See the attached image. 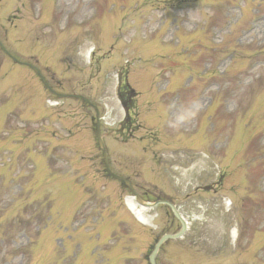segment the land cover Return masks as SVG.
I'll return each instance as SVG.
<instances>
[{
    "label": "rangeland",
    "instance_id": "1",
    "mask_svg": "<svg viewBox=\"0 0 264 264\" xmlns=\"http://www.w3.org/2000/svg\"><path fill=\"white\" fill-rule=\"evenodd\" d=\"M184 1L183 9H168ZM112 2L117 3L105 22L115 23L113 33L120 29L122 36L133 37L132 46H126L116 35V54L130 63L139 47L142 55L153 57L157 49L167 55L165 43L176 39L179 45L170 50L190 46L193 50L183 57L195 50L204 59L202 69L209 68L195 81L201 63L187 62L179 69L168 63L172 74L163 79L161 96L177 91V100L182 92L183 98L182 104H170L174 113L166 135L151 124L128 136L118 130L116 116L110 120H116L115 128L101 127L112 149L113 170H139L131 178L138 176L133 179L144 184L143 193L170 198L190 223L183 239L162 247L159 264H264V0H0V40L18 58L43 67L52 86L81 91L102 105L117 88L116 70L106 75L100 68L111 52L104 36H112L109 31L101 35L105 22H100ZM163 6L167 9L159 10ZM97 9L98 18H91ZM148 26H153L146 31L149 36L140 38L150 40L143 42L137 34ZM91 37L97 46L89 61L80 51L84 54ZM125 47L129 56L121 52ZM163 57L153 65H162ZM139 66L140 79L132 82L145 102H157L156 75ZM50 98L35 73L0 48V264H77L80 256L81 264H88L84 254L76 252L74 258L75 241L65 239L63 249L53 241L61 225L70 230L77 225V240L85 246L91 228L101 233V242L116 233L133 246L132 264H147L155 237L176 231L179 223L160 205L149 211L156 216L155 228L139 224L122 200L128 191L103 171L93 110L71 99L49 107ZM167 121L162 114L159 126L167 129ZM218 174H224L223 183L202 190ZM70 183L78 189H70ZM227 199L230 207L223 204ZM234 227L239 231L235 241ZM49 231L55 232L51 245ZM49 253L55 262H48Z\"/></svg>",
    "mask_w": 264,
    "mask_h": 264
},
{
    "label": "bare ground",
    "instance_id": "2",
    "mask_svg": "<svg viewBox=\"0 0 264 264\" xmlns=\"http://www.w3.org/2000/svg\"><path fill=\"white\" fill-rule=\"evenodd\" d=\"M127 205L129 206L130 210H131L135 215H137L138 218H139L141 221H143V222H145V223L148 222V218L144 215V211H143L144 208H141V207L136 206V204L132 201L131 198H129V199L127 200Z\"/></svg>",
    "mask_w": 264,
    "mask_h": 264
},
{
    "label": "water",
    "instance_id": "3",
    "mask_svg": "<svg viewBox=\"0 0 264 264\" xmlns=\"http://www.w3.org/2000/svg\"><path fill=\"white\" fill-rule=\"evenodd\" d=\"M169 236H164L159 242H158V244L156 245V247H155V251H154V253L156 252V250H157V248H158V246L160 245V243L162 242V241H164L166 238H168ZM153 258H154V256L152 255V257H151V262H152V264H154V260H153Z\"/></svg>",
    "mask_w": 264,
    "mask_h": 264
}]
</instances>
